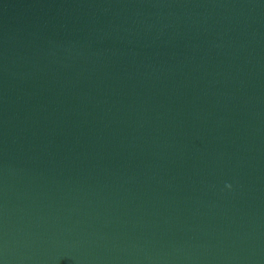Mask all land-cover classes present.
Segmentation results:
<instances>
[{
	"label": "water",
	"instance_id": "1",
	"mask_svg": "<svg viewBox=\"0 0 264 264\" xmlns=\"http://www.w3.org/2000/svg\"><path fill=\"white\" fill-rule=\"evenodd\" d=\"M0 264H264V0H0Z\"/></svg>",
	"mask_w": 264,
	"mask_h": 264
}]
</instances>
